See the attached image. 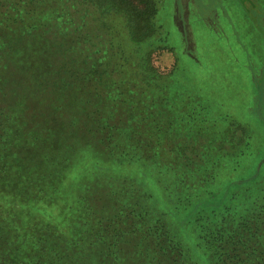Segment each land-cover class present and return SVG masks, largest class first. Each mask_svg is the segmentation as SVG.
I'll return each instance as SVG.
<instances>
[{"label":"trees","instance_id":"1","mask_svg":"<svg viewBox=\"0 0 264 264\" xmlns=\"http://www.w3.org/2000/svg\"><path fill=\"white\" fill-rule=\"evenodd\" d=\"M160 3L0 0V264H264V158L218 185L246 127H183ZM84 149L101 177L66 186Z\"/></svg>","mask_w":264,"mask_h":264},{"label":"rangeland","instance_id":"2","mask_svg":"<svg viewBox=\"0 0 264 264\" xmlns=\"http://www.w3.org/2000/svg\"><path fill=\"white\" fill-rule=\"evenodd\" d=\"M160 7L158 21L168 34L167 46L174 51H156L152 64L162 73L176 65L171 89L195 99L197 108L188 114L197 112L199 125L186 119L183 127L204 126L203 115L208 113L219 119L207 127L213 133L224 129V116L234 120L232 127L241 123L246 127L249 151L236 171L221 172L218 185L223 188L237 174L247 177L253 170L251 160L264 158V0H161ZM156 107L155 113H160ZM182 107L186 109V105ZM220 141L213 138L212 144L221 146ZM81 153L80 165L66 177V186L73 185L77 175V180L87 184H95L101 177L93 168H81L89 161L90 152L84 149ZM69 192L64 195L72 196ZM56 198L54 205L43 207L52 221L59 212L60 200ZM35 209L26 207L23 214Z\"/></svg>","mask_w":264,"mask_h":264}]
</instances>
